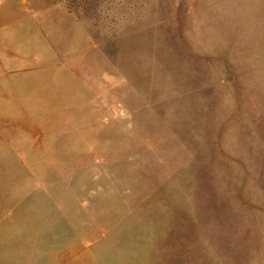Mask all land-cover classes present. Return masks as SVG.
<instances>
[{"label": "rangeland", "instance_id": "1", "mask_svg": "<svg viewBox=\"0 0 264 264\" xmlns=\"http://www.w3.org/2000/svg\"><path fill=\"white\" fill-rule=\"evenodd\" d=\"M0 264H264V0H0Z\"/></svg>", "mask_w": 264, "mask_h": 264}]
</instances>
